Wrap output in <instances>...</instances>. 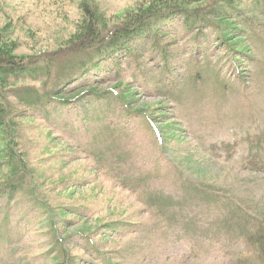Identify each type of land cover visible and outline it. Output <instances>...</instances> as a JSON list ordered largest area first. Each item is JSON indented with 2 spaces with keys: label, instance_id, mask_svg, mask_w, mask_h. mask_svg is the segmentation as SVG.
Instances as JSON below:
<instances>
[{
  "label": "rangeland",
  "instance_id": "obj_1",
  "mask_svg": "<svg viewBox=\"0 0 264 264\" xmlns=\"http://www.w3.org/2000/svg\"><path fill=\"white\" fill-rule=\"evenodd\" d=\"M146 2L0 0V264H264V0Z\"/></svg>",
  "mask_w": 264,
  "mask_h": 264
},
{
  "label": "trees",
  "instance_id": "obj_2",
  "mask_svg": "<svg viewBox=\"0 0 264 264\" xmlns=\"http://www.w3.org/2000/svg\"><path fill=\"white\" fill-rule=\"evenodd\" d=\"M157 1H159V3ZM191 1L194 0H147L144 8L131 16L126 23H123V26H121L118 33H120V36L124 39L130 38L137 31L141 30L144 23H146L149 18L153 16H161L162 12L159 13L158 11L166 12L168 9L171 11L174 9L180 10V6L188 5ZM92 25V21H85L79 28L77 37L82 41L93 40L95 37H93ZM4 37H6L5 33L0 32V81H7L6 78H8V76L20 78L23 77L26 72L34 71L30 65L19 62L16 57H12L11 54H9L8 49L10 50L11 47H6L1 43V40H4ZM111 39H113L112 36ZM111 39L109 41H111ZM107 45H109V43ZM2 108H4V106ZM0 112L2 111L0 110ZM1 114L4 113L2 112Z\"/></svg>",
  "mask_w": 264,
  "mask_h": 264
}]
</instances>
